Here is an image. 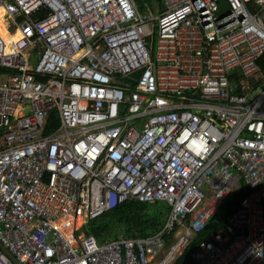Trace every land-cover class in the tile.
Masks as SVG:
<instances>
[{
    "label": "built area",
    "instance_id": "obj_1",
    "mask_svg": "<svg viewBox=\"0 0 264 264\" xmlns=\"http://www.w3.org/2000/svg\"><path fill=\"white\" fill-rule=\"evenodd\" d=\"M225 1L0 0V244L20 264H174L242 185L188 263L264 264V0ZM128 201L164 202L162 227L86 234Z\"/></svg>",
    "mask_w": 264,
    "mask_h": 264
},
{
    "label": "trees",
    "instance_id": "obj_2",
    "mask_svg": "<svg viewBox=\"0 0 264 264\" xmlns=\"http://www.w3.org/2000/svg\"><path fill=\"white\" fill-rule=\"evenodd\" d=\"M258 65L262 75L261 78L250 81L252 87L259 86L264 82V54L259 59ZM245 192H248V189L242 185L240 193L224 201L206 223L204 229L194 237L174 264H189L190 254L194 248L216 229L225 226L227 217L237 207ZM168 211L169 207L162 201L154 203L128 201L89 222L86 234L92 235L99 242L116 239L119 236L127 238L144 237L162 227Z\"/></svg>",
    "mask_w": 264,
    "mask_h": 264
},
{
    "label": "water",
    "instance_id": "obj_3",
    "mask_svg": "<svg viewBox=\"0 0 264 264\" xmlns=\"http://www.w3.org/2000/svg\"><path fill=\"white\" fill-rule=\"evenodd\" d=\"M225 8H227V4L225 0H221V9L220 12H222ZM161 11L164 9V5H161L160 7ZM198 95V94H197ZM0 250L7 256V258H9L12 263L14 264H20L9 252L6 248H4L1 244H0Z\"/></svg>",
    "mask_w": 264,
    "mask_h": 264
},
{
    "label": "rangeland",
    "instance_id": "obj_4",
    "mask_svg": "<svg viewBox=\"0 0 264 264\" xmlns=\"http://www.w3.org/2000/svg\"><path fill=\"white\" fill-rule=\"evenodd\" d=\"M141 2L143 4L142 10L147 11L146 5H144V1H141ZM145 3L148 6H150L153 16H156L157 15L156 12L158 11V9H157V3L155 2V0H145Z\"/></svg>",
    "mask_w": 264,
    "mask_h": 264
},
{
    "label": "clouds",
    "instance_id": "obj_5",
    "mask_svg": "<svg viewBox=\"0 0 264 264\" xmlns=\"http://www.w3.org/2000/svg\"><path fill=\"white\" fill-rule=\"evenodd\" d=\"M157 1H159V0H157ZM161 5H162V4H161ZM161 5H160V6H161Z\"/></svg>",
    "mask_w": 264,
    "mask_h": 264
},
{
    "label": "crops",
    "instance_id": "obj_6",
    "mask_svg": "<svg viewBox=\"0 0 264 264\" xmlns=\"http://www.w3.org/2000/svg\"><path fill=\"white\" fill-rule=\"evenodd\" d=\"M224 203V202H223Z\"/></svg>",
    "mask_w": 264,
    "mask_h": 264
}]
</instances>
